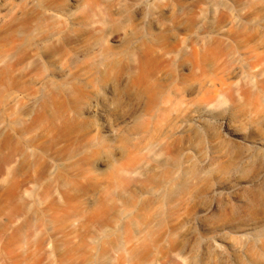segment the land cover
Listing matches in <instances>:
<instances>
[{"label": "rangeland", "instance_id": "rangeland-1", "mask_svg": "<svg viewBox=\"0 0 264 264\" xmlns=\"http://www.w3.org/2000/svg\"><path fill=\"white\" fill-rule=\"evenodd\" d=\"M263 245L264 0H0V264Z\"/></svg>", "mask_w": 264, "mask_h": 264}, {"label": "bare ground", "instance_id": "bare-ground-1", "mask_svg": "<svg viewBox=\"0 0 264 264\" xmlns=\"http://www.w3.org/2000/svg\"><path fill=\"white\" fill-rule=\"evenodd\" d=\"M257 197L259 198V195L257 194ZM262 250L264 249V245L262 246V248H261ZM248 252H250V254L251 255H255L256 254V252H255V246L253 245V246H250L249 248H248ZM261 255H263V254H261ZM261 255H260V257H261ZM262 259V258H261ZM261 261V260H260ZM263 264H264V261H263Z\"/></svg>", "mask_w": 264, "mask_h": 264}]
</instances>
